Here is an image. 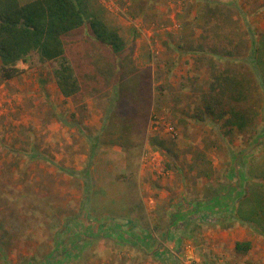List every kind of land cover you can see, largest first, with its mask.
I'll return each instance as SVG.
<instances>
[{"label": "rangeland", "instance_id": "1", "mask_svg": "<svg viewBox=\"0 0 264 264\" xmlns=\"http://www.w3.org/2000/svg\"><path fill=\"white\" fill-rule=\"evenodd\" d=\"M206 1L76 0L126 47L116 55L88 23L66 36L75 97L58 85L61 61L36 50L20 77L0 73V264L54 253L56 264H264V0H212L236 12L247 45L229 61L256 80V120L231 133L194 118L208 38L220 35ZM153 136L176 153L153 148ZM208 143L205 177L190 164Z\"/></svg>", "mask_w": 264, "mask_h": 264}, {"label": "trees", "instance_id": "2", "mask_svg": "<svg viewBox=\"0 0 264 264\" xmlns=\"http://www.w3.org/2000/svg\"><path fill=\"white\" fill-rule=\"evenodd\" d=\"M206 2L205 18L214 35L218 30L220 35L218 39L213 36L208 38L207 52L211 55V58H208L209 82L207 90L202 89V104L197 108L194 118L198 121L211 119L222 122L223 127L229 129L228 133L236 129L246 131L254 124L257 116V110L251 107L249 102L254 94L256 80L254 75L242 66L234 67L229 58L236 57L240 50L246 47L247 41L243 38L240 26L237 25L236 12L224 5L215 4L212 0ZM87 23L96 41L110 47L116 55L125 50V40L118 30L109 27L106 21L97 16L87 17L76 0H32L25 4L20 0H0L1 77L10 80L26 73L29 69L28 57L36 50L47 60L61 61L57 73L58 85L65 96H77L81 86L74 68L65 60L67 54L65 38ZM254 44L255 40H252L253 47ZM255 55H250L254 63ZM215 58L227 61L221 65ZM254 73L256 75L259 73L256 66ZM259 78L264 86V79L261 76ZM150 143L153 148L170 153L176 148L175 141L159 136L150 138ZM210 145L208 143L206 149L196 151L190 164L192 170H198V173L205 177L213 174V166L207 160ZM87 173L88 171L85 172L86 176ZM74 245L72 242L66 243L64 250L73 251ZM251 247L248 241H238L235 249L238 253L246 254ZM59 255L54 253L47 256L42 264L58 263L61 259Z\"/></svg>", "mask_w": 264, "mask_h": 264}, {"label": "crops", "instance_id": "3", "mask_svg": "<svg viewBox=\"0 0 264 264\" xmlns=\"http://www.w3.org/2000/svg\"><path fill=\"white\" fill-rule=\"evenodd\" d=\"M231 223H232V221H230ZM240 223H242V222H240ZM242 224H244V223H242ZM253 239H251V241H252Z\"/></svg>", "mask_w": 264, "mask_h": 264}]
</instances>
